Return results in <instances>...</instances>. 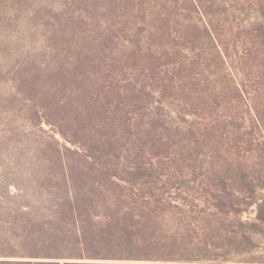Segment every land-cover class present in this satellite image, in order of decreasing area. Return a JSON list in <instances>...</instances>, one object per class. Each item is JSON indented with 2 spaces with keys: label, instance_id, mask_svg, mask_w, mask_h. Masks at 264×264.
<instances>
[{
  "label": "trees",
  "instance_id": "16d2710c",
  "mask_svg": "<svg viewBox=\"0 0 264 264\" xmlns=\"http://www.w3.org/2000/svg\"><path fill=\"white\" fill-rule=\"evenodd\" d=\"M46 14L18 88L63 142L0 197V264H257L237 255L264 231V0Z\"/></svg>",
  "mask_w": 264,
  "mask_h": 264
},
{
  "label": "rangeland",
  "instance_id": "374dc122",
  "mask_svg": "<svg viewBox=\"0 0 264 264\" xmlns=\"http://www.w3.org/2000/svg\"><path fill=\"white\" fill-rule=\"evenodd\" d=\"M63 2L0 0V197L16 192L17 184L27 190L33 178L30 166L44 158L49 135L63 142L48 123L34 125L29 117V97L18 88L29 70L33 51L44 53L46 50L48 15L45 11L60 10ZM254 74L253 80L261 86L256 99L258 104L264 105V79L256 75L257 71ZM261 193L264 194V189ZM255 215L253 206L243 216L253 219ZM254 240L248 253L237 255V259L264 264V231L256 233Z\"/></svg>",
  "mask_w": 264,
  "mask_h": 264
}]
</instances>
